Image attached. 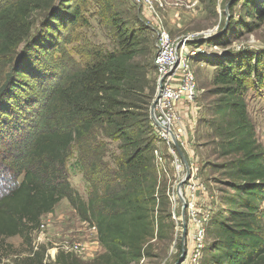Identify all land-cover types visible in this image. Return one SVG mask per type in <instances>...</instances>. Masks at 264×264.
<instances>
[{
  "label": "trees",
  "instance_id": "1",
  "mask_svg": "<svg viewBox=\"0 0 264 264\" xmlns=\"http://www.w3.org/2000/svg\"><path fill=\"white\" fill-rule=\"evenodd\" d=\"M91 1L108 17L116 47L88 50L80 66L64 44L76 26L87 24L83 11ZM241 1L250 20L246 27L257 26L264 18V0ZM113 4L0 0V64L10 66L7 77L17 81L9 88L6 83L1 92L6 99L0 100V123H21L7 149L8 180L0 179V238L19 236L28 243L41 216L65 199L81 221L96 226L104 253L94 264H138L153 237L152 213L167 201L154 163L155 135L149 118L156 92L154 69L147 64L153 49L146 28L138 21L129 27L126 14ZM38 12L48 15L46 25L32 35V15ZM213 62L212 94L218 98L209 126L224 154L234 158L223 167L230 192L222 198L225 211L209 231L212 244L202 264H264V223L259 215L264 152L246 106L248 90L264 84V72L257 69L261 60ZM106 142L115 143L120 152L111 159L114 169L104 161ZM73 151L91 168L92 191L86 201L64 173ZM36 255L26 262L42 264ZM68 257L59 254L57 264H75Z\"/></svg>",
  "mask_w": 264,
  "mask_h": 264
},
{
  "label": "rangeland",
  "instance_id": "2",
  "mask_svg": "<svg viewBox=\"0 0 264 264\" xmlns=\"http://www.w3.org/2000/svg\"><path fill=\"white\" fill-rule=\"evenodd\" d=\"M112 1L114 8H119L126 14L125 20L129 27L136 26L138 21L146 28L145 33L152 50L158 32L146 9L132 0ZM165 1L167 5L160 13L164 17L163 27L169 36L172 39L185 40L189 50L193 49L195 44L206 50V54L191 62V69L196 74L198 93L197 116L193 121H183L181 127L183 134L187 131L190 133L188 144L182 146V139L176 137L193 169V175L182 188L191 210L187 207L182 215V206L175 190L176 185L185 177L183 164L172 142L168 140L169 146L165 138L153 131L157 151V154L153 153L154 163L158 171L160 189L165 192L167 201L157 204L152 213L153 237L144 245L146 256L138 264H176L183 251L185 256L180 264H202L212 244L209 231L213 221L225 211L222 198L226 192H230L225 184L227 176L223 167L234 158L224 154L220 140L213 136L209 126L214 103L218 98L212 94V78L216 71L213 61L257 57L261 60L257 69L260 73L264 72V18L257 22V26L246 27L245 23L250 20L243 14L241 0L234 7L231 6L236 0H190L197 2L191 8L186 7L185 3L179 7L170 4V0ZM259 7L258 4L257 9ZM47 16L39 12L32 15V35L42 31ZM83 17L87 24L76 26L69 41L64 44L66 53L80 66L84 64L88 50L110 51L116 47L115 34L100 6L94 1L88 2L84 7ZM253 21L256 23V20ZM150 58L151 55L147 58L149 68ZM255 62L256 60L253 64ZM2 66L0 64V100H5L6 93H1L4 86L7 83L9 88L10 83L16 84L17 81L13 82L12 75L8 79L11 67ZM151 77L153 74L150 71L149 78ZM246 106L255 128V140L264 152V84L248 90ZM3 124L4 122L0 123V179L8 180L9 172L4 170L9 152L7 149L11 141L13 143V133H16L21 123L14 119L7 125ZM166 136L170 139L168 134ZM106 144L108 154L104 161L114 169L111 159L120 152L115 143ZM157 158H160L161 162ZM64 173L70 186L86 201L92 191L89 182L92 173L91 168L83 164L77 152L73 151L67 160ZM259 215L264 223V201L260 205ZM183 222L186 224L187 233L184 245L181 243ZM93 226L90 221H81L68 201L62 199L49 213L41 216L39 229L29 235L28 243L19 236L0 238V264H30L26 260L34 253H37L36 257H42V264H57L59 254L69 256L68 258L75 260V264H94L104 250L98 242L96 231L92 229ZM198 237L201 238L198 240ZM195 256L196 262H192ZM68 258L66 260L70 261Z\"/></svg>",
  "mask_w": 264,
  "mask_h": 264
},
{
  "label": "built area",
  "instance_id": "3",
  "mask_svg": "<svg viewBox=\"0 0 264 264\" xmlns=\"http://www.w3.org/2000/svg\"><path fill=\"white\" fill-rule=\"evenodd\" d=\"M142 6L149 13L152 24L157 28V38L153 45V55L151 64L154 69L156 81V93L158 100L155 104V117L157 121L171 130L176 136L177 132L182 130L183 121H193L197 116L196 97L198 93L196 74L191 69V62L199 56L206 54L205 48L200 45L189 50L185 40L181 38L172 39L163 27L164 17L160 10H164L167 5L165 0H132ZM187 2H189L187 4ZM174 6L191 8L196 5V1L190 0H170ZM195 120V119H194ZM156 134L165 138L169 145L170 139L167 138L166 132L156 128L151 122ZM178 128H180L178 130ZM177 131V132H176ZM169 140V141H168ZM170 146V145H169ZM154 154L157 151L154 150ZM161 162L160 158H157ZM191 175L193 169L191 168ZM188 204V203H187ZM191 210V205H188ZM96 231V226L92 227ZM97 233V231H96ZM201 237H198V240ZM196 262V256L192 258Z\"/></svg>",
  "mask_w": 264,
  "mask_h": 264
},
{
  "label": "water",
  "instance_id": "4",
  "mask_svg": "<svg viewBox=\"0 0 264 264\" xmlns=\"http://www.w3.org/2000/svg\"><path fill=\"white\" fill-rule=\"evenodd\" d=\"M158 92L156 93V95L154 96L152 102H151V105H150V108H149V118L151 120V122L153 123V125L156 127V128H159V129H162L164 130L170 137L171 139V142L173 144V147H174V150L177 152L182 164H183V167L185 169V177L176 185V195L179 199V202L182 206V215H184L185 213V210L186 208L188 207V204L186 202V199H185V196L183 194V186L187 183V181L190 179V174H191V166L188 162V160L186 159V157L184 156L183 154V151L179 145V143L177 142V139L175 137V135L173 134V132L169 129H167L166 127H164L163 125H161L156 117H155V112H154V109H155V104L158 100ZM183 230H182V234H181V243L184 245V240H185V237H186V224L185 222H183ZM184 256H185V252L183 251L182 252V255L181 257L179 258V260L176 262V264H180L183 260H184Z\"/></svg>",
  "mask_w": 264,
  "mask_h": 264
},
{
  "label": "crops",
  "instance_id": "5",
  "mask_svg": "<svg viewBox=\"0 0 264 264\" xmlns=\"http://www.w3.org/2000/svg\"><path fill=\"white\" fill-rule=\"evenodd\" d=\"M183 133H184V131H182V130L179 133H176V136L178 137V139L179 140L182 139V141H181V143H183L182 146H184L185 143L188 144L189 135H190V133L188 131L186 134H183Z\"/></svg>",
  "mask_w": 264,
  "mask_h": 264
},
{
  "label": "bare ground",
  "instance_id": "6",
  "mask_svg": "<svg viewBox=\"0 0 264 264\" xmlns=\"http://www.w3.org/2000/svg\"><path fill=\"white\" fill-rule=\"evenodd\" d=\"M171 140V139H170Z\"/></svg>",
  "mask_w": 264,
  "mask_h": 264
}]
</instances>
